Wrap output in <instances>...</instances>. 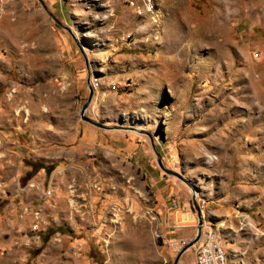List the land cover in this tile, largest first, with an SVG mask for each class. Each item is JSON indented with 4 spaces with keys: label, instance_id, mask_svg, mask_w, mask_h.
Listing matches in <instances>:
<instances>
[{
    "label": "rangeland",
    "instance_id": "rangeland-1",
    "mask_svg": "<svg viewBox=\"0 0 264 264\" xmlns=\"http://www.w3.org/2000/svg\"><path fill=\"white\" fill-rule=\"evenodd\" d=\"M196 207L264 264V0H0V264H174Z\"/></svg>",
    "mask_w": 264,
    "mask_h": 264
},
{
    "label": "built area",
    "instance_id": "built-area-1",
    "mask_svg": "<svg viewBox=\"0 0 264 264\" xmlns=\"http://www.w3.org/2000/svg\"><path fill=\"white\" fill-rule=\"evenodd\" d=\"M88 81L93 88L92 79ZM200 233L199 239L193 244L196 246L193 264H227L228 258L222 248L221 234L207 232V224L201 226Z\"/></svg>",
    "mask_w": 264,
    "mask_h": 264
},
{
    "label": "water",
    "instance_id": "water-1",
    "mask_svg": "<svg viewBox=\"0 0 264 264\" xmlns=\"http://www.w3.org/2000/svg\"><path fill=\"white\" fill-rule=\"evenodd\" d=\"M87 91H88V96H87V100H86V103L81 107V110H80V118H83V114H84V112H85V110H86V107H87V105H88V103H89V100H90V98H91V96H92V87L90 86V84L89 83H87ZM90 123H92V124H96L93 120H88ZM157 165L159 166V168L160 169H162L163 170V172L165 173V172H167V173H172L170 170H167V169H163L161 166H160V164H159V162H157ZM173 175H176L178 178H180L176 173H172ZM193 200V199H192ZM195 211H196V219H197V226H196V228H195V233L196 234H194V237L190 240V241H188L179 251H178V254L175 256L176 257V259H175V261H174V264H177L178 263V259H179V256H180V254L184 251V250H186L188 247H190L191 245H193L198 239H199V236H200V232H201V226H202V219H201V216H200V211H199V209L196 207L195 208Z\"/></svg>",
    "mask_w": 264,
    "mask_h": 264
},
{
    "label": "crops",
    "instance_id": "crops-1",
    "mask_svg": "<svg viewBox=\"0 0 264 264\" xmlns=\"http://www.w3.org/2000/svg\"><path fill=\"white\" fill-rule=\"evenodd\" d=\"M173 206H175V204L173 203ZM189 228H188V231H191V230H193V228L194 227H190V226H188Z\"/></svg>",
    "mask_w": 264,
    "mask_h": 264
},
{
    "label": "bare ground",
    "instance_id": "bare-ground-1",
    "mask_svg": "<svg viewBox=\"0 0 264 264\" xmlns=\"http://www.w3.org/2000/svg\"><path fill=\"white\" fill-rule=\"evenodd\" d=\"M149 11H151V9ZM92 81H93V88H94V80H92ZM202 225H203V223H202ZM207 232H208V226H207Z\"/></svg>",
    "mask_w": 264,
    "mask_h": 264
}]
</instances>
